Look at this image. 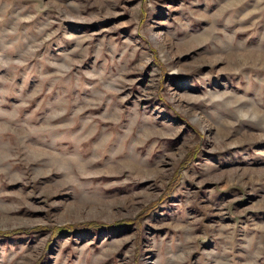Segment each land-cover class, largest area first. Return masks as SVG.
Masks as SVG:
<instances>
[{
	"label": "rangeland",
	"instance_id": "374dc122",
	"mask_svg": "<svg viewBox=\"0 0 264 264\" xmlns=\"http://www.w3.org/2000/svg\"><path fill=\"white\" fill-rule=\"evenodd\" d=\"M0 264H264V0H0Z\"/></svg>",
	"mask_w": 264,
	"mask_h": 264
},
{
	"label": "trees",
	"instance_id": "16d2710c",
	"mask_svg": "<svg viewBox=\"0 0 264 264\" xmlns=\"http://www.w3.org/2000/svg\"><path fill=\"white\" fill-rule=\"evenodd\" d=\"M101 227H103V226H101ZM101 227H100V228H101ZM97 229H98V228H97ZM97 229H95V230H97ZM65 230H67V229H65ZM60 231H63V230H60Z\"/></svg>",
	"mask_w": 264,
	"mask_h": 264
}]
</instances>
